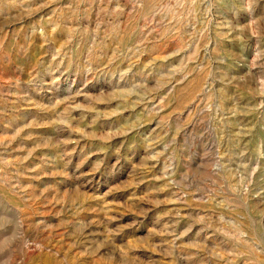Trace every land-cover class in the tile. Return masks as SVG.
Segmentation results:
<instances>
[{
    "label": "rangeland",
    "instance_id": "1",
    "mask_svg": "<svg viewBox=\"0 0 264 264\" xmlns=\"http://www.w3.org/2000/svg\"><path fill=\"white\" fill-rule=\"evenodd\" d=\"M0 264H264V0H0Z\"/></svg>",
    "mask_w": 264,
    "mask_h": 264
}]
</instances>
